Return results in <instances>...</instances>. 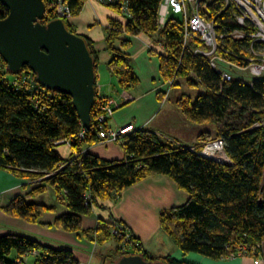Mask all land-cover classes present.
I'll list each match as a JSON object with an SVG mask.
<instances>
[{
	"label": "trees",
	"instance_id": "trees-1",
	"mask_svg": "<svg viewBox=\"0 0 264 264\" xmlns=\"http://www.w3.org/2000/svg\"><path fill=\"white\" fill-rule=\"evenodd\" d=\"M54 1L57 0H44L46 7ZM162 1L129 0L130 16L123 15L119 8H111L126 22L110 18L106 26L109 67L123 89L138 86L139 79L127 52L131 39L141 35L159 36L162 52L156 51V55L162 79L173 82V89L182 80L191 87L205 88L204 95L183 96L176 105L186 119L196 125L214 126L216 133L200 134L199 144L187 148L170 140L165 143L156 132L136 127V131L120 142L126 159L105 161L87 149L99 143L97 119L104 113L102 107L114 97H101L97 89L92 123L88 129L84 128L86 137L82 140L83 124L73 99L47 89L30 67L14 73L0 57V169L34 187L26 196L15 198L4 208L5 213L31 224L39 223L47 211H56L55 207L37 200L51 187L67 210L51 226L100 247L116 242L107 252L113 264L138 255L147 262L191 264L170 256L152 257L128 225L115 218L112 221L98 218V225L92 231L83 226L84 217H91L96 210H107V203L119 201L124 190L147 178L164 176L188 194L184 204L162 211L159 216L162 231L176 249L184 256L194 252L214 261H227L231 255L235 259L250 256L260 260L264 256V75L253 81L233 76L230 81L224 80L223 71L215 69L208 57L195 54V48L208 49L199 40L185 46L181 16L178 19L173 15L164 25L160 24ZM66 2L72 10V20L80 16L85 0ZM223 4L216 0L202 9V15L214 22L219 35L240 28L236 11ZM50 11L42 21L44 24L57 20L54 11ZM9 13L0 3V21ZM72 20L63 21L69 32L78 34ZM80 36L85 38L93 56L98 81L101 53L97 42L86 35ZM220 47L218 63L237 68L248 66L241 58L247 51L240 42L228 37L220 40ZM223 50H228V54ZM109 122L110 119L106 128L112 127ZM217 139H223L229 163L200 155L206 144ZM58 142L71 143L61 145L70 148L69 158L60 155ZM47 175L52 176L45 178ZM117 227H122L123 237L113 234ZM127 234L132 243L124 241ZM30 256L34 257V264H80L71 248L58 249L16 233L0 236V264H27ZM106 261L104 258L102 264Z\"/></svg>",
	"mask_w": 264,
	"mask_h": 264
},
{
	"label": "crops",
	"instance_id": "crops-1",
	"mask_svg": "<svg viewBox=\"0 0 264 264\" xmlns=\"http://www.w3.org/2000/svg\"><path fill=\"white\" fill-rule=\"evenodd\" d=\"M131 41L127 52L130 54L139 83L138 86L130 90H125L118 85L117 78L112 74L108 64L111 59L110 53H106L105 48L101 53V48L97 44V49L101 54L98 69L99 79L96 87L101 97H114L119 105L118 111H115L110 118L109 127L121 128V126L134 124L137 128L145 127L149 131L156 132L165 143L170 140L169 142H178L187 148H195V144L199 142L200 134L204 132L213 134L211 128L209 129L211 125L208 127L207 125H196L183 116L176 105L179 97L171 99L174 89L170 88V84L162 79L160 62L156 55L157 50L143 39V35L132 38ZM102 65H104V69L101 68ZM106 73L108 77L105 75ZM166 92L168 97L163 103ZM87 152L108 162H122L127 156L123 145L116 142L109 144L99 142L89 146ZM33 188L28 186L24 179H19L0 169V236L16 233L29 236L58 249L71 248L80 264H91L94 251L98 252V245L93 243V246L92 243L76 234L67 233L51 226L58 216L67 212L64 208L59 209L57 203L55 204L56 200L52 201L53 204L47 203L50 200L46 199L44 195L37 199L45 206L55 207L56 211H47L36 224L28 223L15 216L11 217L5 213L4 208L9 206L15 198L26 196ZM120 197L119 201L107 203V215L99 216V211L96 210L91 217H84V229L95 230L98 218L107 221H112L115 218L126 223L135 236L142 241L144 250L157 259L170 256L178 262L186 261L191 264H256V258L250 256L227 259V261H214L197 255L184 256L183 252L172 247V241L162 233L159 216L162 211L184 204L188 200V194L169 177L147 178L124 190ZM51 238L61 241L55 244L49 240ZM157 238L159 241L156 240ZM112 244L113 242L99 248L102 260H104L105 252L114 247ZM89 250L92 252L89 253ZM100 264H102L101 261ZM259 264H264V256L260 257Z\"/></svg>",
	"mask_w": 264,
	"mask_h": 264
},
{
	"label": "water",
	"instance_id": "water-1",
	"mask_svg": "<svg viewBox=\"0 0 264 264\" xmlns=\"http://www.w3.org/2000/svg\"><path fill=\"white\" fill-rule=\"evenodd\" d=\"M0 3L10 12L0 21V57L14 73L30 67L47 89L70 96L83 127L88 129L96 102L97 75L85 38L69 32L63 20L44 24V0ZM117 264L163 263L147 262L138 255L127 256Z\"/></svg>",
	"mask_w": 264,
	"mask_h": 264
},
{
	"label": "built area",
	"instance_id": "built-area-1",
	"mask_svg": "<svg viewBox=\"0 0 264 264\" xmlns=\"http://www.w3.org/2000/svg\"><path fill=\"white\" fill-rule=\"evenodd\" d=\"M224 3L225 7H235L236 9V22L239 25V29L235 30L229 34L219 35L217 32V27L214 22L207 19L202 15V9H207L209 3L213 4L216 0H163L160 4V24L164 25L169 18V16L177 15L181 16L184 23L183 27L185 30V46L195 39L199 40L200 43L204 45L205 49L195 48V54L208 57L210 59L211 65L218 69V58L217 53L221 50L220 40L227 39L228 37L233 38L240 42L242 49H246L248 54H241V58L247 63V67H241L239 69H251L252 74L255 77H263L264 75V0H219ZM98 4L103 7L108 8H119L121 13L125 16H130L129 14V0H85L86 4ZM54 11L57 20H72L73 14L70 6L67 4L66 0H57L51 2L47 6V14ZM228 54V50H223ZM237 67V66H236ZM224 80L230 81L231 75L223 73ZM170 86H173V82H169ZM118 102L110 98L107 105L102 107L104 113L98 116L99 121V141L103 144H109L110 142L120 143L124 136L131 135L137 130L135 125L121 126V128H106L108 118L113 115L114 110L118 109ZM81 139H85L86 132L84 127L81 131ZM59 146L68 145L71 143L58 142ZM211 145H214L220 149L221 153L223 151L225 155L224 141L216 140L215 142L207 145L204 151L200 152L203 157H208L206 151L210 150ZM228 160V159H227ZM227 160H218L219 162H227ZM122 227H117L113 234L117 237H123ZM130 234H127L125 238L126 241H130ZM132 243V241H130ZM132 245V244H131ZM235 257L231 255L230 259ZM260 263V260L255 262Z\"/></svg>",
	"mask_w": 264,
	"mask_h": 264
},
{
	"label": "rangeland",
	"instance_id": "rangeland-1",
	"mask_svg": "<svg viewBox=\"0 0 264 264\" xmlns=\"http://www.w3.org/2000/svg\"><path fill=\"white\" fill-rule=\"evenodd\" d=\"M233 9L236 11L235 7H233ZM172 16H173V14L171 16H169V19H171ZM110 18L115 19V20L118 19L120 21L126 22V20L122 16H120L117 12H115L111 8L103 7V6H100V5L95 4V3L93 5L92 4H86L84 6L83 12L80 14V16L75 17L72 20V24H73L74 30L79 35H82V36L86 35V36L94 39L97 42V44L99 45V47L101 48V50H100L101 53H103L104 48L106 47V42H105V37H106V33H107L106 26L108 25ZM177 18L180 19L181 17L178 16ZM143 39L146 40L149 44H152V46H154L155 50H157V51L160 50V52H162L158 46V41L160 40L159 36H157V35H152V36L143 35ZM245 53L248 54V51ZM157 57H158V55H157ZM101 68L104 69L105 68L104 65H102ZM218 70H221V71H223V73H227L228 75H231V76L235 77L236 79H243L245 81H253V79L256 78L252 74L251 69H247V68L246 69H239L233 64L231 65V64L219 62L218 63ZM105 75H107V73ZM107 77H108V75H107ZM107 81H108V78H107ZM179 83H180L179 86H175L174 90L172 91L171 99H173L175 97L181 98V97L186 96V95H189L192 98H196V97H198L199 94H203V95L205 94V88L202 85L197 86V87H191L189 84L186 83V81H183V80L179 81ZM170 88H172V87L170 86ZM166 98L167 97H165L163 99V103H164V101L166 102ZM130 125H132V124H130ZM210 128H211V131L213 132V135H214L216 133L215 132L216 127L210 126L209 129ZM215 141L216 140H213L206 145L204 144L205 146L203 147V151L205 150L204 148L207 145H209ZM198 144H199V142H197L195 144V146H197ZM189 145L193 146L192 144H189ZM58 152L60 153V155H62L66 159L71 156V154H70L71 150L67 146L59 147ZM220 155L224 156L223 151H222V153H220ZM205 158L209 159V157H205ZM226 158H227V156H226ZM215 160L218 161L217 159H215ZM229 162H230V160L228 159L226 163H229ZM219 163H221V162H219ZM223 163H225V162H223ZM51 176L52 175H47L45 178H49ZM27 183L28 182H26V184ZM48 189H49V191H47L48 193H46V195H44L46 197V199L50 200V201H47V203L51 204L53 200H56L55 204L57 203L59 209L64 208L66 210L65 205L60 203L59 201H57L55 191L51 187H48ZM98 211H99L98 212L99 216H104V215H107L106 211H108V210L102 209V210H98ZM162 233L164 235H166L165 232H162ZM162 233H161V235H162ZM38 235H41V234H38ZM167 238H168V236H167ZM49 240L51 242H54L55 244L58 243L59 241H61V240H57L54 238H51ZM156 240L159 241L158 238ZM115 244H116V242H114L112 245L115 246ZM60 245H62V244H60ZM93 246H94V244H93ZM171 246L176 249V247L174 246L173 243L171 244ZM99 248H101V247L98 246V252L94 251V253H93L94 255H93L91 264H100V261H101V263L103 262L102 254L100 253ZM90 252H92V251L89 250V253ZM107 254L108 253L106 252L105 257H104L105 260L107 259L106 264H113L111 258H107L108 257ZM193 255H197V256L202 257L201 255L194 253V252L188 256H193ZM204 257H202V258H204ZM34 263H35L34 257L32 258V256H30L27 260V264H34Z\"/></svg>",
	"mask_w": 264,
	"mask_h": 264
},
{
	"label": "bare ground",
	"instance_id": "bare-ground-1",
	"mask_svg": "<svg viewBox=\"0 0 264 264\" xmlns=\"http://www.w3.org/2000/svg\"><path fill=\"white\" fill-rule=\"evenodd\" d=\"M211 149L206 151V155L211 159H217V160H227V158L225 156H221L220 153V149H218L217 147H215L214 145H211L210 147Z\"/></svg>",
	"mask_w": 264,
	"mask_h": 264
}]
</instances>
